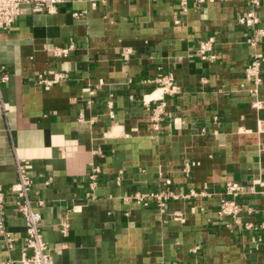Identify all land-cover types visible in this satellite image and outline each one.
Returning a JSON list of instances; mask_svg holds the SVG:
<instances>
[{"label": "crops", "instance_id": "0c3cea01", "mask_svg": "<svg viewBox=\"0 0 264 264\" xmlns=\"http://www.w3.org/2000/svg\"><path fill=\"white\" fill-rule=\"evenodd\" d=\"M254 1L184 11L177 0H69L53 13L25 9L0 30V185L12 239L0 232V263L32 264L11 190L21 162L54 264H264V37L254 32L264 0ZM251 11L254 28L239 22ZM209 38L215 59L202 60ZM256 56L260 82L246 77ZM161 75L177 93H162ZM229 180L246 191L240 224L218 215Z\"/></svg>", "mask_w": 264, "mask_h": 264}, {"label": "built area", "instance_id": "2783aa9c", "mask_svg": "<svg viewBox=\"0 0 264 264\" xmlns=\"http://www.w3.org/2000/svg\"><path fill=\"white\" fill-rule=\"evenodd\" d=\"M69 0H0V30H8L15 23L17 18L22 14V11L25 9L31 10L35 14L43 13H53L57 10L58 6L68 2ZM180 7L185 11L187 10L191 2L197 4H203L212 0H177ZM254 3H258L257 0ZM78 16V14H74ZM239 22L247 27L254 28L260 23L259 17L255 12L251 11L246 15L242 16ZM255 34L261 38L264 37V29H255ZM215 39L209 38L206 41L200 43L197 54L202 60H213L215 59L214 54ZM54 53L57 56H67L69 49L54 48ZM260 68L261 62L260 59L256 56L254 60L249 64L246 69V77L248 81L260 82ZM52 83V82H48ZM156 83L161 89L163 94H175L177 89L173 86V79L171 76L161 75L156 79ZM164 103H161L156 106L153 110V123L157 126L158 120L161 114H164ZM17 170L19 174V182L14 184L11 187L13 192H17L20 196L17 205L19 206L18 211L22 217L26 220V246L27 250L30 252V255L25 256L24 261L30 262L32 264H54V260L51 255L47 252V244L43 238L42 232V217L41 214L35 211L32 207L30 198H29V187L32 184L30 176L27 174V171L24 165L21 162L17 163ZM100 173L99 167H93L90 172V184H89V193L93 191L98 185V176ZM260 187H264V182H259ZM251 192H257L255 186L251 187ZM246 191L243 186L234 180H229L226 183L225 187V198L222 199L221 205L218 211L220 218L228 217L232 218L234 223H241V212L242 205L238 199L244 195ZM6 206V191L3 186L0 185V232L3 234L7 243L11 245L12 239L10 238L9 232L6 228V223L3 219V212ZM248 228L253 226L250 224L246 225ZM264 228V224L261 225ZM15 260H9L7 262H1L0 264H14Z\"/></svg>", "mask_w": 264, "mask_h": 264}]
</instances>
